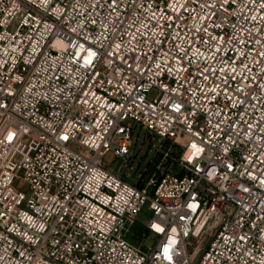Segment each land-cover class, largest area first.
<instances>
[{
  "label": "built area",
  "instance_id": "1",
  "mask_svg": "<svg viewBox=\"0 0 264 264\" xmlns=\"http://www.w3.org/2000/svg\"><path fill=\"white\" fill-rule=\"evenodd\" d=\"M0 264H264V0H0Z\"/></svg>",
  "mask_w": 264,
  "mask_h": 264
},
{
  "label": "rangeland",
  "instance_id": "2",
  "mask_svg": "<svg viewBox=\"0 0 264 264\" xmlns=\"http://www.w3.org/2000/svg\"><path fill=\"white\" fill-rule=\"evenodd\" d=\"M126 123H130L135 129L131 136L130 153L125 157L108 153L103 158L105 166L131 185H136L141 179L147 180L160 164L164 168L171 165L174 170L179 169V165L171 164L178 154V148L171 146L167 141H162L159 136L130 119L126 120ZM149 216L150 213L145 206L142 219L146 220ZM152 241L153 237L150 235L144 242L145 246H150Z\"/></svg>",
  "mask_w": 264,
  "mask_h": 264
}]
</instances>
